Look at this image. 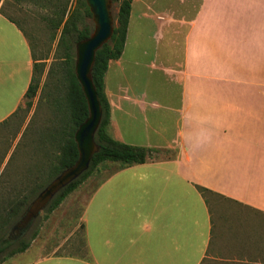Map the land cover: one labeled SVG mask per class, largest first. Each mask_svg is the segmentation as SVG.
Listing matches in <instances>:
<instances>
[{"label":"crops","instance_id":"0c3cea01","mask_svg":"<svg viewBox=\"0 0 264 264\" xmlns=\"http://www.w3.org/2000/svg\"><path fill=\"white\" fill-rule=\"evenodd\" d=\"M33 64L28 37L0 12V122L22 102ZM137 67L174 85L175 104L142 87L150 79L134 83ZM104 86L114 139L175 155L103 176L78 216L83 253L22 264H202L217 245L206 195L264 216V0H132ZM147 116L172 118V133L135 125Z\"/></svg>","mask_w":264,"mask_h":264},{"label":"rangeland","instance_id":"374dc122","mask_svg":"<svg viewBox=\"0 0 264 264\" xmlns=\"http://www.w3.org/2000/svg\"><path fill=\"white\" fill-rule=\"evenodd\" d=\"M73 5L74 0H7L0 5V11L10 16L30 41L32 56L37 62L34 77L38 82L36 95L32 98L24 96L16 111L0 122V211L8 207L10 198L28 192L32 182L38 179L37 175L44 173L55 151V147L49 144L47 132L59 126L65 116V84L59 30H55L50 23L56 6L70 8ZM117 7V2L113 1L114 17ZM83 24L92 26L91 17L85 16L79 27ZM148 71L144 67H137L133 82L144 83L145 79H150L151 83L142 87L158 97L162 104H175L178 94L176 87L165 83L159 72L149 74ZM169 96L170 101L166 100ZM28 102L30 105H27ZM167 119L160 122L161 118L147 116L143 121L140 117L135 120V125L140 129L142 126L148 127L151 134L153 129H164L169 134L173 131L174 120ZM124 138L129 140L125 135ZM173 155V149H160L152 157L158 160ZM116 167V162L100 164L46 217L42 209L23 235V238H28L31 231L37 228V235L29 247L22 255L17 253L0 260V264H22L33 256L52 253H83L82 229L78 226L81 208L90 191ZM206 197L210 210L215 212L218 219L214 227V235L217 236L214 243L217 245L215 254H210L202 264H264V216L219 197ZM227 211L231 214L225 218ZM239 216L246 221H237ZM20 231H9L8 238L21 236Z\"/></svg>","mask_w":264,"mask_h":264},{"label":"trees","instance_id":"16d2710c","mask_svg":"<svg viewBox=\"0 0 264 264\" xmlns=\"http://www.w3.org/2000/svg\"><path fill=\"white\" fill-rule=\"evenodd\" d=\"M6 1L0 0V5ZM113 1L117 2L118 7L114 17L112 35L96 51L91 70L92 82L102 110L101 120L94 135L98 150L91 157L88 169L78 178L61 188L43 208L44 217L60 205L64 198L75 190L100 164L117 162L118 168H123L144 163L152 158L154 153L159 152L157 148L131 145L116 140L108 131L110 103L105 92L104 75L109 61L118 59L122 53L132 0ZM85 16L91 17L85 0H74L72 7L56 6L54 10V17L51 19L50 24L55 30H59V45L63 48L62 72L65 84L63 106L65 108V116L61 119L59 126L47 132L49 144L55 147V151L53 156L49 158L44 173L37 175L38 179L32 182L26 194L10 198L8 207L0 211V260L24 252L29 247L31 240L37 235V228H34L28 238H23L31 222L25 230L20 231L21 236H17L16 239H9L8 232L11 231L12 227L24 214L36 195L62 170L71 166L78 157L73 135L79 124L87 117V104L80 84L74 75V47L77 41L87 38L92 30V26L86 24L79 27V23L83 22ZM36 63L34 59L33 74L24 95L29 98L34 97L38 89V82L34 77ZM27 105H30V102ZM196 189L203 196L206 193H211L210 190L204 187L196 186Z\"/></svg>","mask_w":264,"mask_h":264},{"label":"water","instance_id":"95a60500","mask_svg":"<svg viewBox=\"0 0 264 264\" xmlns=\"http://www.w3.org/2000/svg\"><path fill=\"white\" fill-rule=\"evenodd\" d=\"M85 3L91 14L92 30L87 38L75 43L73 68L87 104V117L79 124L73 135L78 157L71 166L62 170L36 195L11 231L26 229L61 188L88 169L91 157L98 150L94 135L101 120L102 110L92 82L91 70L96 51L112 35L113 0H85Z\"/></svg>","mask_w":264,"mask_h":264},{"label":"flooded vegetation","instance_id":"af4514ba","mask_svg":"<svg viewBox=\"0 0 264 264\" xmlns=\"http://www.w3.org/2000/svg\"><path fill=\"white\" fill-rule=\"evenodd\" d=\"M12 233H13V231H11ZM17 237L15 236V237H13V239H16Z\"/></svg>","mask_w":264,"mask_h":264}]
</instances>
